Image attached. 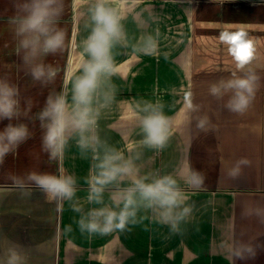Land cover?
I'll use <instances>...</instances> for the list:
<instances>
[{"label":"crops","instance_id":"crops-1","mask_svg":"<svg viewBox=\"0 0 264 264\" xmlns=\"http://www.w3.org/2000/svg\"><path fill=\"white\" fill-rule=\"evenodd\" d=\"M28 2L0 0V80L18 90L19 101L18 116L0 120V131L11 123L24 124L29 132L0 163V264H7L10 250L25 264H264V0H110L122 17L124 38L111 50L115 74L102 77L93 103L99 109V155L115 149L133 159L141 176H176L191 212L173 231L141 205L123 231L108 234L82 232L78 222L93 208L114 207L112 195L130 181L107 186L103 204L88 203L87 181L99 161L90 148L79 147L76 133L62 158L50 159L43 148L46 121L38 118L49 96L63 92L72 104L70 81L81 75L76 69L82 42L94 27L89 9L95 0H57L55 7L62 10L55 27L64 32V45L26 63L11 20L25 14L21 6ZM240 27L256 48L244 70L236 68L219 39L221 32ZM40 62L56 70L52 81L33 79L30 69ZM249 71L259 79L243 114L225 106L231 92L219 99L210 94L211 85ZM188 93L198 111L187 110ZM149 104L161 105L172 120L174 134L163 149L142 143L139 117ZM202 117L208 119L204 129L197 127ZM242 158L249 163L230 175ZM188 167L203 176L199 189L179 178ZM33 172L73 176L75 197L58 210L56 201L27 179ZM73 204L82 212L73 211ZM245 246L254 249V258L246 251L245 259L235 256Z\"/></svg>","mask_w":264,"mask_h":264},{"label":"clouds","instance_id":"clouds-1","mask_svg":"<svg viewBox=\"0 0 264 264\" xmlns=\"http://www.w3.org/2000/svg\"><path fill=\"white\" fill-rule=\"evenodd\" d=\"M109 3L110 0H95L89 9L94 27L87 39L82 42L83 53L76 69L81 75L70 81L71 106L66 95L61 92L55 97L49 96L46 107L39 113L38 118L42 122L46 121L43 125L46 128L43 148L49 153L50 159H60L71 134L76 133L79 135V147L92 150L93 159L99 162L94 165L96 171L87 181L88 203L103 204L105 189L111 184L125 179L131 183L127 189L112 195L114 207L105 205L93 208L81 216L78 223L82 232L108 234L114 230L123 231L141 205L151 208L161 223L170 224L175 231L178 222L191 212V207L185 204L188 196L180 189L177 177L172 174L141 176L140 168L133 159H126L122 152L115 149H106L102 158L99 155L98 148L102 146L96 134L99 109L94 108L93 103L102 77L115 74L111 50L116 42L124 38L120 23L122 17L115 8L109 6ZM56 4L57 0H29L21 6L25 14L12 18L11 22L16 25L15 33L21 37L17 52L21 49L25 51L26 63L30 58L36 60L40 56L54 54L63 47L65 35L62 30L55 27L54 20L62 8L55 7ZM219 39L228 46V52L237 69L244 70L255 58L254 40L248 37L243 27L236 31L225 30L220 33ZM85 54L87 59L84 58ZM30 71L34 80L42 82L52 81L56 76V70L43 62L33 64ZM233 77L211 85L209 92L218 99L231 92L225 106L232 112L243 114L255 96L256 82L259 78L251 71L242 77H236L233 73ZM17 96L18 90L14 86L0 80V120H11L18 116ZM106 106L107 104L101 105ZM186 108L189 112L199 110V106L192 103L191 93L186 96ZM143 111L146 115L139 117V126L144 134L143 145L163 149L174 134L171 118L163 113L161 105L149 104ZM207 123V117L198 118L197 127L204 129ZM28 136V128L24 124L14 126L9 123L0 131V163ZM248 163L249 161L244 158L238 160L230 175H239L241 166ZM179 178L189 187L196 189H199L204 181L203 176L190 167L181 173ZM27 179L41 189L50 200L56 201L58 210L63 201H71L76 195L75 178L63 172L59 175L33 172ZM14 182L18 187H24L22 181ZM72 208L75 212H82L78 204H73ZM245 251L249 253L247 258H254L256 255L251 246L237 249L234 254L240 259H245L243 254ZM7 264H25V261L15 250H10Z\"/></svg>","mask_w":264,"mask_h":264}]
</instances>
